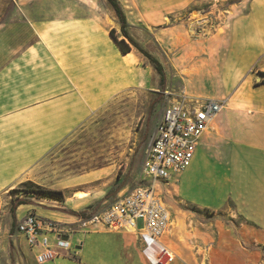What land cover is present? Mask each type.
<instances>
[{
    "label": "crops",
    "instance_id": "crops-1",
    "mask_svg": "<svg viewBox=\"0 0 264 264\" xmlns=\"http://www.w3.org/2000/svg\"><path fill=\"white\" fill-rule=\"evenodd\" d=\"M118 2L130 24L143 23L153 28L159 23L163 24L165 19L175 20L150 31L157 41L156 46L163 59L154 56L162 65L164 84L170 87L173 96L183 89L189 96L215 98L224 103L201 135L189 166L164 184L180 201L211 210L214 214L231 210L241 222H226L221 218H214V221L183 222L181 213L172 218L170 211L174 224L163 236V241L175 253V258L169 264H201L203 261L204 264H264V0ZM217 3L223 5L222 14H216ZM202 9L206 13L202 14ZM191 12L200 13L202 19L191 21ZM200 22L202 27L197 25ZM35 30L39 32L36 26ZM111 39L118 47L114 39ZM43 80L44 85L38 93L33 95L31 92L34 88H26L30 92L27 93L26 89L23 91L25 98L17 93L11 101L0 105V113L66 90H54V81L47 75ZM87 91L86 96L91 103L97 100V90L91 88ZM77 99L80 101V96ZM0 103H3L2 99ZM14 104L18 105L13 106ZM78 105H81V101ZM85 107L83 112H89L93 108L86 104ZM4 108L6 109L3 110ZM64 111L66 114L67 109ZM58 122L66 123L61 124L58 130L54 131L52 128L46 131L47 137L50 138L54 133L59 134L67 127V116ZM14 133L17 134V130L10 129V139L13 141L10 146H0V154L17 150ZM54 138L51 137L41 145L37 141L28 142L22 150L33 155ZM28 154L14 152L9 155L8 160L0 159V189L14 182L4 181L3 177L12 174L13 180L27 167L29 180L40 177L53 184L95 173L97 176L73 187L50 188L69 191L70 195L65 201L32 194L20 195L19 199H25L26 203L18 204L14 213L11 212L10 229L6 231L0 222V264L12 262L10 250L13 252L15 264H19L18 260H25V264L30 263L28 250L34 258L25 238L16 230V224L24 215L32 212L65 223L66 227L82 225L84 217L105 206L89 213L85 210L104 199L112 186H115V181H112V185L101 188L98 193L87 186L108 176V167L51 176L47 169L39 174L41 167L35 160L40 155L22 168V163L27 162ZM161 184L162 182L158 188ZM128 190V186L120 189L118 197L120 192L124 194ZM77 191L88 192L89 199H79L75 196ZM62 203L67 204L66 207ZM87 229L88 226L68 234L71 243L81 252V261L84 264H108L106 261L109 260L112 264H149L142 251V242L134 231L105 229L101 232L91 229L89 232ZM78 233L81 237L75 240ZM8 247L10 250H7ZM6 255H9V259ZM83 263L62 256L47 262Z\"/></svg>",
    "mask_w": 264,
    "mask_h": 264
},
{
    "label": "rangeland",
    "instance_id": "rangeland-1",
    "mask_svg": "<svg viewBox=\"0 0 264 264\" xmlns=\"http://www.w3.org/2000/svg\"><path fill=\"white\" fill-rule=\"evenodd\" d=\"M216 8V14L223 13V5L217 3ZM200 12L206 13L204 9ZM200 18V13H190L191 21ZM173 22L175 20L165 19L163 24L159 23L153 28L143 23L127 22L126 29L145 50L163 59L156 46L157 41L150 31ZM197 25L203 26L202 22ZM35 26L39 32L35 30ZM112 28L119 39L123 38L118 16L107 0H0V100H3L0 105L11 101L17 93L25 98L22 94L26 88L33 87V95L38 93L44 85L43 78L46 75L53 79L54 90L66 89L0 113V146L11 145L13 140L9 133L10 129L15 128V153L28 154L29 152L22 150L28 142L37 141L41 145L55 137L40 151L33 155L28 154L27 162L22 163V168L44 151L46 152L35 160L41 167L39 174L46 169L51 176H58L66 172L68 175L108 167V176L87 186L96 193L101 188L112 185V181H115V186H112L104 199L85 210L88 213L114 201L123 187L128 186L130 190L137 185L146 184L142 173L146 150L163 112L165 90H170L169 86L160 82V75L150 60L135 47L131 45V51L126 54L118 49L109 34ZM76 85L85 95L91 88L98 91L95 98L97 100L92 103L89 101L93 107L89 112H83L86 103L84 104L76 90ZM26 92L29 93L30 89H26ZM79 96L82 106L78 105ZM16 105L18 104L13 106ZM86 112V116L82 118ZM65 116L67 127L59 134L54 133L50 138L47 137L46 131L52 128L54 131L58 130L61 124L66 123L58 122ZM51 143L53 144L49 147ZM14 152H3L0 159L8 160L9 155ZM26 169L13 180L12 174L8 177L2 176L4 181H14L0 189V222L6 231L11 226L12 203L20 195H26V187H32L28 184L31 180ZM96 176L97 173L55 184L40 177L32 179L37 185L46 188H69L91 181ZM113 187L117 189L114 190ZM14 188L16 190L11 192ZM159 191L171 211L172 218L181 213L183 222L214 221L219 218L226 222H241L231 210L214 214L211 210L200 209L195 204L178 200L164 183ZM83 192L86 197L82 200L89 199L90 194ZM120 193L122 195L123 192ZM32 195L41 196L38 193ZM69 195V191L62 190L61 201H65ZM61 205L66 207L67 204ZM172 218L170 222H173ZM136 224L141 227L142 219H138ZM172 225L169 223L167 233ZM86 226L89 232L91 229L105 231L103 227L88 223L71 225V228L79 231ZM80 237L78 233L75 240ZM8 249L10 250L9 247ZM27 255L29 264H37L29 250ZM148 255L153 258L151 250H148ZM6 256L9 259V255ZM10 256L12 262L9 264H15L12 250ZM17 256L18 253L16 258ZM65 258L83 263L81 252ZM18 261L19 264H25V260ZM106 263L112 264L110 260Z\"/></svg>",
    "mask_w": 264,
    "mask_h": 264
},
{
    "label": "built area",
    "instance_id": "built-area-1",
    "mask_svg": "<svg viewBox=\"0 0 264 264\" xmlns=\"http://www.w3.org/2000/svg\"><path fill=\"white\" fill-rule=\"evenodd\" d=\"M165 94L162 115L146 150L142 170L146 184L133 187L82 220V225L107 230L132 229L142 242L149 264H169L175 258L172 248L163 241L169 229L170 210L158 186L189 166L201 135L224 104L220 99L189 96L183 89L175 96L168 89ZM138 219L143 221L141 227L136 224ZM16 230L25 238L38 264L78 254L68 235L74 231L65 223L30 212L18 221ZM148 250L153 252V258Z\"/></svg>",
    "mask_w": 264,
    "mask_h": 264
},
{
    "label": "trees",
    "instance_id": "trees-1",
    "mask_svg": "<svg viewBox=\"0 0 264 264\" xmlns=\"http://www.w3.org/2000/svg\"><path fill=\"white\" fill-rule=\"evenodd\" d=\"M107 1L111 4V6L113 7V9H114V11L117 14L118 19H119V24H120V28H121L123 38L119 39L117 37V35L115 34V29H113V28L109 30V34L114 39V41L117 43L121 52L126 54L129 51H131V45L133 47H135L143 56H145L146 58H148L150 60V62L153 64L155 70L160 75V82L164 83V71H163V68H162L160 61L154 55H152L147 50H145L127 31V29H126V25H127L126 17H125V14H124L118 0H107ZM28 184H30L32 187L31 188L26 187V191L24 193L26 195L38 193L41 195L40 197H45L48 199H54V200H58V201L62 200V190L46 188V187H43L41 185H37L31 181ZM15 190L16 189L14 188L11 190V192H14ZM22 203H26L25 199H18L17 201L13 202L11 207H10L11 212L14 213L15 207L18 204H22Z\"/></svg>",
    "mask_w": 264,
    "mask_h": 264
},
{
    "label": "bare ground",
    "instance_id": "bare-ground-1",
    "mask_svg": "<svg viewBox=\"0 0 264 264\" xmlns=\"http://www.w3.org/2000/svg\"><path fill=\"white\" fill-rule=\"evenodd\" d=\"M71 81V80H70ZM73 83V81H72ZM70 84V83H69ZM74 84V83H73ZM75 85V84H74ZM76 90L78 91L79 95L81 96V98L84 100V102L86 103V105L88 107H92L91 103L89 102V99H87L88 97L85 95V93L81 90V88H79L77 85L75 86ZM64 89V88H63ZM78 119V118H77ZM75 196L78 197L79 199H82L84 197H86V195L84 194L83 191H78L75 193ZM170 224H174V221L170 222ZM171 226V225H170ZM132 230V229H129Z\"/></svg>",
    "mask_w": 264,
    "mask_h": 264
}]
</instances>
